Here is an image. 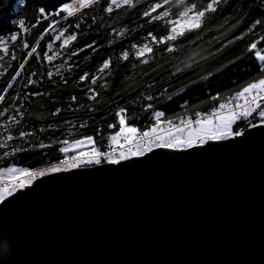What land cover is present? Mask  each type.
Instances as JSON below:
<instances>
[{"label":"water","instance_id":"water-1","mask_svg":"<svg viewBox=\"0 0 264 264\" xmlns=\"http://www.w3.org/2000/svg\"><path fill=\"white\" fill-rule=\"evenodd\" d=\"M64 175L0 205L3 264H264L262 136Z\"/></svg>","mask_w":264,"mask_h":264},{"label":"trees","instance_id":"trees-1","mask_svg":"<svg viewBox=\"0 0 264 264\" xmlns=\"http://www.w3.org/2000/svg\"><path fill=\"white\" fill-rule=\"evenodd\" d=\"M44 2L46 0H26V4L21 6L19 12H12L18 0H0V17H5L0 20V37H3L9 49L8 54L0 53L2 56L0 58V92L14 75L18 63L25 55L23 39H27L30 45L35 43L46 27V22H42L36 28H30L28 33H21L20 39L14 42L11 41L9 33L15 26L8 23V19L24 17L30 26V22L35 19V9L32 5ZM65 2L70 3L71 0H65ZM151 2L152 0H134V7L124 6L112 14L113 19L102 18L107 14L100 12L95 4L81 8L78 14L70 17L65 13L66 18L61 21L60 27L67 26L69 32L77 33L78 38L62 50L64 55L58 58L54 65L47 66L54 73L52 80L50 81L46 76L45 66L38 61L30 60V66L26 65L28 73L36 72L37 74L32 79L39 81L29 87L33 90L38 89L44 95L31 96L29 99L28 87H21L23 81L18 77L19 83H14L16 91L9 90L5 102L0 104V110L10 105L12 96L19 92L20 100L24 102L21 110L25 112L20 129L34 132V136L30 138L33 142L43 140L47 143L52 137H55L57 141L75 140L91 135L94 137L96 146L102 149L108 142V135L116 130L108 129L107 124L116 122L115 112L121 107L127 109V122L141 129L151 122V109L145 111L142 107L146 103H152L155 108L163 110L166 113L165 118L178 122L180 117H187L196 110L209 111L217 103L208 100L209 93L219 92L220 99L227 100L244 84L259 78V69L254 61L236 60L235 63L232 61L241 54L246 42L251 38L245 36L241 40H236L235 37L244 32L255 19L260 18L264 21V0H220L217 11L206 13L202 18L200 29L185 31L178 41L174 42L175 52L161 55L158 49L163 45H157L155 56L148 53L137 60L131 44L139 45L144 42L146 29H141L138 25L146 19L140 14ZM192 2L193 0H188L186 4L185 0H168L165 8H169L172 17L175 18L180 12H187ZM195 2L199 9L206 6L209 0H195ZM9 13L11 16L8 15ZM76 24L80 25L79 29L75 28ZM113 27L117 30L126 29L125 36L120 37L111 31ZM168 27L169 25L164 21H156L146 26L154 30L157 35L164 34ZM47 39L48 37L45 36V41ZM45 41H41L38 51L44 50ZM59 43V41L55 42V46ZM86 44H92V48L85 49L78 57L68 59V51L83 48ZM14 49L16 60L11 59ZM125 49L130 52L129 61L118 58L120 52ZM107 58L112 61L111 72L101 74L97 85H90L87 80L79 81V75L85 71L90 75L95 74L102 61ZM144 59H147V63L140 62ZM65 62H67L66 66L60 68V75H56L55 65ZM177 67L184 70L177 73ZM41 73H45L43 79H41ZM21 75L24 76L25 73L22 72ZM102 84L104 87H100ZM88 87H94L99 93L96 101L87 100L84 93ZM149 94L154 97L152 101L144 99V96ZM72 95H76L78 101L73 109H69ZM169 97L173 99L169 100ZM185 100L188 101V106L181 108L180 105ZM56 107H61L64 111L54 118L50 113ZM89 109L92 110L89 111ZM4 119L0 117V123ZM64 120L68 123H64ZM49 123H57L60 127L57 130L47 129L46 126ZM81 124L86 126L81 127ZM42 126L45 127L43 133L39 131ZM9 127L18 135L15 125H9ZM15 143L19 144L21 141L16 140ZM9 144L11 146L12 142ZM58 147V144H54L49 149L20 153L14 162L18 166L32 168L45 166L48 162H55L60 158ZM3 151L4 149H0V155ZM12 162L11 157L0 160V167L10 166Z\"/></svg>","mask_w":264,"mask_h":264},{"label":"snow or ice","instance_id":"snow-or-ice-1","mask_svg":"<svg viewBox=\"0 0 264 264\" xmlns=\"http://www.w3.org/2000/svg\"><path fill=\"white\" fill-rule=\"evenodd\" d=\"M220 0H209L206 6L199 8L193 0L190 3L187 12H180L178 17L173 18L171 10L165 8L168 0H152L147 4L145 10L140 14L146 18L138 25L144 32V42L142 44L132 43L131 49L134 50V57L139 60L145 54L151 53L155 56L156 46L163 45L158 51L164 53H173L176 51L174 42L185 33V31H195L202 26V18L206 13L217 11V5ZM26 4V0H18V4L13 6L12 12H19L22 5ZM95 4L100 12L107 14V19H113V13L124 6L134 7V0H81V8ZM32 7L35 9V19L29 23L26 18L19 19L10 18L8 23L15 26L14 30L9 33L11 41H17L21 37V33H28L31 29L36 28L42 22H46L44 32L39 34V38L33 44H29L27 39H23V50L25 55L18 63L14 75L7 81L3 91L0 92V104L5 102L9 90L16 91L14 83H19L17 78L23 81L21 87H28L29 99L31 96H42L44 93L38 89L33 90L31 85L38 83L32 77L36 72L28 73L26 65L29 61L39 62L46 68V76L51 81L53 71L47 66L54 65V62L64 55L62 50L71 42L77 41V33L69 32L68 27H60L61 21L67 16H72L71 5L65 0H46L44 3H34ZM11 16V13L8 14ZM55 18V19H54ZM165 18H168L165 20ZM5 17H0V20ZM156 21H164L169 25L164 34L157 35L154 30L146 28ZM80 25L76 24L75 28L79 29ZM264 21L260 18L255 19L244 32L237 37L241 40L245 36L251 38L246 42L241 54L236 60H252L259 69V78L252 79L239 88L227 100L220 99V93H209L208 100L217 102L209 111L196 110L187 117H180L178 122L171 118H165L166 113L153 106L152 103H146L142 107L145 111L151 109L150 123L144 128H139L134 124L127 122V109L119 108L115 112L117 118L115 123H108V129H116L111 132L107 139V150H101L96 146L94 137L91 135L82 136L79 139H60L56 140L52 137L49 142L43 140L33 142L30 138L34 136V132L20 129L23 122L25 112L23 108L24 102L20 100V94L17 92L12 96L10 105L0 110V117L5 118L0 123V149H4L0 160L12 158L10 166L0 167V205L7 207L16 200L34 192L42 184L51 182L54 178L65 177L64 174H91L105 170H118L121 167H130L134 162H146L154 159L160 154L171 153L178 154L183 158L189 154H200L209 151L219 150L222 148L236 147L245 144L253 137H264ZM118 36L124 37L126 29L117 30L115 27L111 29ZM67 33V35L65 34ZM45 36L48 39L45 41ZM41 41H45L44 50L38 51ZM59 41V45L55 46V42ZM231 43V41H229ZM87 48H92V44H86L83 48L72 49L67 52L69 60L72 57H78L81 52ZM95 50V49H93ZM9 49L4 43L3 37H0V53L8 54ZM2 58V56H0ZM120 60L129 61L130 52L125 49L120 52ZM11 59L16 60L15 49L11 53ZM141 63H147V59L141 60ZM66 63L55 65L56 75H60V68L65 67ZM112 61L110 58L104 59L95 74H89L85 71L79 75V81H88L90 85H97L98 78L101 74L111 72ZM30 66V65H29ZM184 69L177 67L176 72H182ZM25 75L22 76L21 73ZM45 73H41V79ZM175 75V73H173ZM211 75V74H209ZM65 83L67 81L65 80ZM235 83V81L233 82ZM104 87V85H100ZM88 101H96L99 93L94 87H88L84 93ZM179 95V93L177 94ZM144 99L152 101L153 95H145ZM173 97H169V100ZM78 97L72 95L70 97L69 109L77 104ZM188 101H183L181 108L187 107ZM11 109V113H10ZM92 109H89L91 111ZM64 111L61 107H56L50 113L52 117H58ZM68 123L67 120L63 121ZM9 125H15L18 129V135L12 131ZM81 127L86 126L81 124ZM60 127L57 123H49L46 128L57 130ZM39 131L43 133L45 127L42 126ZM99 132V129H97ZM19 140L21 143L16 144ZM9 142H12L11 146ZM54 144H58V152L60 158L55 162H48L42 167L18 166L14 161L18 155L23 152L45 150L52 148ZM42 154H46L43 153ZM85 169H95L94 171H85ZM23 176V179L16 180V177ZM47 177L41 180L40 184L32 187L33 182L39 178ZM27 191H19L22 189ZM18 193V195H16ZM12 198L11 200L9 198Z\"/></svg>","mask_w":264,"mask_h":264},{"label":"clouds","instance_id":"clouds-1","mask_svg":"<svg viewBox=\"0 0 264 264\" xmlns=\"http://www.w3.org/2000/svg\"><path fill=\"white\" fill-rule=\"evenodd\" d=\"M185 3L188 4V0H185ZM70 5L73 15L78 14L81 11V0H71ZM3 259L4 257L0 256V264H3Z\"/></svg>","mask_w":264,"mask_h":264},{"label":"built area","instance_id":"built-area-1","mask_svg":"<svg viewBox=\"0 0 264 264\" xmlns=\"http://www.w3.org/2000/svg\"><path fill=\"white\" fill-rule=\"evenodd\" d=\"M107 144H108V142H106L105 144H104V146L102 147V151L103 150H107ZM20 179H23V177H21V176H19L18 178H16V180H20Z\"/></svg>","mask_w":264,"mask_h":264},{"label":"rangeland","instance_id":"rangeland-1","mask_svg":"<svg viewBox=\"0 0 264 264\" xmlns=\"http://www.w3.org/2000/svg\"><path fill=\"white\" fill-rule=\"evenodd\" d=\"M70 3H71V2H70ZM70 3H69V4H70ZM18 177H19V176H18ZM18 177H16V178H18ZM21 177H23V176H21ZM23 178H24V177H23Z\"/></svg>","mask_w":264,"mask_h":264}]
</instances>
